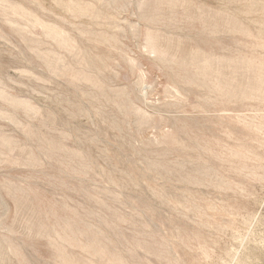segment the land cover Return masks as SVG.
<instances>
[{
  "label": "rangeland",
  "instance_id": "1",
  "mask_svg": "<svg viewBox=\"0 0 264 264\" xmlns=\"http://www.w3.org/2000/svg\"><path fill=\"white\" fill-rule=\"evenodd\" d=\"M0 264H264V0H0Z\"/></svg>",
  "mask_w": 264,
  "mask_h": 264
}]
</instances>
